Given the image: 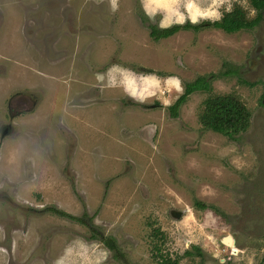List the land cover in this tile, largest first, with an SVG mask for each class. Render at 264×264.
I'll list each match as a JSON object with an SVG mask.
<instances>
[{
    "label": "rangeland",
    "instance_id": "rangeland-1",
    "mask_svg": "<svg viewBox=\"0 0 264 264\" xmlns=\"http://www.w3.org/2000/svg\"><path fill=\"white\" fill-rule=\"evenodd\" d=\"M58 5L70 28L35 29ZM235 7L256 15L248 0H0V264H263L264 9L231 33L149 34ZM199 75L209 88L170 115ZM215 94L244 103L246 130L201 122ZM8 99L31 108L11 118Z\"/></svg>",
    "mask_w": 264,
    "mask_h": 264
},
{
    "label": "trees",
    "instance_id": "trees-1",
    "mask_svg": "<svg viewBox=\"0 0 264 264\" xmlns=\"http://www.w3.org/2000/svg\"><path fill=\"white\" fill-rule=\"evenodd\" d=\"M248 1L256 11V15L252 19H246L243 12L238 7H235L231 11L223 12L218 19H214L211 22L201 21L185 22L182 24L173 23L169 26L161 27L150 25L149 34L152 38H158L169 35L178 28L192 27L197 29L200 26L205 25L219 27L226 31V33L235 32L240 29H249L256 25L261 19V12L264 9V0ZM209 86V79L205 75H199L193 80L186 81L183 92L175 99L173 103L168 106L169 114L172 116H177L179 114L178 108L180 104L186 99V96L189 93L196 89H208ZM250 116L251 113L244 103H242V101H240L234 95L215 94L205 98L204 107L199 115V119L211 129L231 137L233 134L244 131L249 127ZM193 203L198 208H204L207 206L204 202L197 199H194ZM48 209L60 216H70L53 207H48ZM70 218L80 221L79 218L73 216H70ZM80 223H82V221H80ZM97 234L98 233H96V235ZM98 238L108 250H111L114 259H123V253L118 249L115 241L112 238L103 237L102 235H98ZM186 252H189V250ZM262 262L264 264V256L262 258ZM161 264H177V261L165 256L161 260Z\"/></svg>",
    "mask_w": 264,
    "mask_h": 264
},
{
    "label": "flooded vegetation",
    "instance_id": "flooded-vegetation-1",
    "mask_svg": "<svg viewBox=\"0 0 264 264\" xmlns=\"http://www.w3.org/2000/svg\"><path fill=\"white\" fill-rule=\"evenodd\" d=\"M69 7L70 6L68 5L66 6L58 5L56 7H52V9H49V7L42 8L41 11L37 13L38 14L37 18L35 20H32V22L35 23V29L43 30L42 33L45 34V33H49V31H47L48 28H51V30L60 29V28L65 29V26L70 28L69 25H72V23H68V19H65L66 12H68L67 9ZM73 7L74 6H72V8ZM70 16H73V15L70 14ZM47 17H52V19L50 20L51 22L47 21ZM58 18H59V21H58ZM13 96L14 95H12L11 98H13ZM27 96H29V98H32L33 101H36L34 95L28 93ZM16 104H18V106L16 107L12 106L11 100L10 99L7 100V112L9 114V117L11 118L14 117L15 114H18L20 111L31 108L30 106H28V104L25 101L21 102L20 100H18L16 101Z\"/></svg>",
    "mask_w": 264,
    "mask_h": 264
},
{
    "label": "water",
    "instance_id": "water-1",
    "mask_svg": "<svg viewBox=\"0 0 264 264\" xmlns=\"http://www.w3.org/2000/svg\"><path fill=\"white\" fill-rule=\"evenodd\" d=\"M228 238H230L231 239V237L228 235V236H225V237H223L222 239H221V242L223 243V244H225L226 245V240L228 239ZM232 240V239H231ZM235 249V248H234Z\"/></svg>",
    "mask_w": 264,
    "mask_h": 264
},
{
    "label": "bare ground",
    "instance_id": "bare-ground-1",
    "mask_svg": "<svg viewBox=\"0 0 264 264\" xmlns=\"http://www.w3.org/2000/svg\"><path fill=\"white\" fill-rule=\"evenodd\" d=\"M231 244H232V240H231L230 238H228V239L226 240V245H228V246H232Z\"/></svg>",
    "mask_w": 264,
    "mask_h": 264
}]
</instances>
